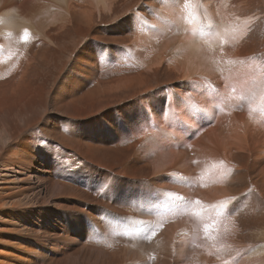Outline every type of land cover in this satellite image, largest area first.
<instances>
[{
  "label": "bare ground",
  "instance_id": "bare-ground-1",
  "mask_svg": "<svg viewBox=\"0 0 264 264\" xmlns=\"http://www.w3.org/2000/svg\"><path fill=\"white\" fill-rule=\"evenodd\" d=\"M50 1L0 0L1 167L29 168V154L20 160L21 149H9L35 116L28 82L47 96L53 75L85 40L75 37L76 26L89 28L96 16L100 30L114 36L110 52L127 54L113 64L120 71L104 75L92 95L109 103L116 97L103 111L114 108L129 131L133 163L146 159L135 171L160 183L152 195L163 186L188 199L175 216L183 230L168 229L189 237L187 247L209 231L207 264H264V0ZM49 7L68 15L56 36L51 22L36 21ZM138 10L142 21H136ZM25 31L31 39L23 38ZM21 50L25 55L16 57ZM118 185V197L151 189Z\"/></svg>",
  "mask_w": 264,
  "mask_h": 264
},
{
  "label": "rangeland",
  "instance_id": "rangeland-1",
  "mask_svg": "<svg viewBox=\"0 0 264 264\" xmlns=\"http://www.w3.org/2000/svg\"><path fill=\"white\" fill-rule=\"evenodd\" d=\"M62 10L49 7L36 21L51 22L56 36L60 32L57 25L68 17ZM140 12L136 21H142ZM95 19L89 28L83 23L76 26L75 37L85 40L72 59L66 57L63 72L53 75L47 96L41 97V88L28 82L35 90L31 97L35 116L24 137L9 149H21L20 160L29 154L32 162L22 171L16 167L17 173L8 166L2 168L0 161V264H207L214 239L209 231L191 239L189 247L185 243L189 237L170 231L183 230L185 224L176 217L185 212L188 199L166 192L169 189L163 186L161 193L152 195L160 183L138 176L135 170L146 159L138 157L139 163H133L129 131L117 121L114 108L103 111L116 97L109 103L108 97L99 101L92 95L100 79L120 71L113 64L123 52L127 54L122 50L125 47L118 54L110 52L116 44L114 36L100 30L102 25ZM46 43L51 50L57 49L54 43ZM24 53L21 50L15 56ZM106 57L109 61L105 63ZM43 145L49 148L47 153ZM19 178L22 182L15 183ZM117 182L123 184L121 188L135 186L132 191L151 189L118 197Z\"/></svg>",
  "mask_w": 264,
  "mask_h": 264
},
{
  "label": "snow or ice",
  "instance_id": "snow-or-ice-1",
  "mask_svg": "<svg viewBox=\"0 0 264 264\" xmlns=\"http://www.w3.org/2000/svg\"><path fill=\"white\" fill-rule=\"evenodd\" d=\"M28 35H29L28 32L25 31V33H24V38L27 39ZM197 203H199V201H197Z\"/></svg>",
  "mask_w": 264,
  "mask_h": 264
}]
</instances>
